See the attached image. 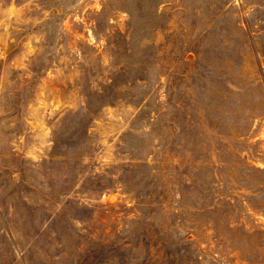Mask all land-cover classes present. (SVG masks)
<instances>
[{
  "label": "rangeland",
  "instance_id": "374dc122",
  "mask_svg": "<svg viewBox=\"0 0 264 264\" xmlns=\"http://www.w3.org/2000/svg\"><path fill=\"white\" fill-rule=\"evenodd\" d=\"M0 264H264V0H0Z\"/></svg>",
  "mask_w": 264,
  "mask_h": 264
}]
</instances>
